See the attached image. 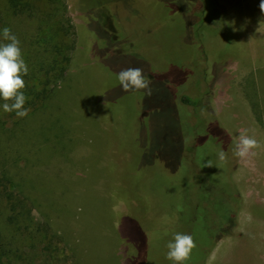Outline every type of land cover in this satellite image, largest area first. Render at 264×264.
Instances as JSON below:
<instances>
[{"label": "rangeland", "instance_id": "1", "mask_svg": "<svg viewBox=\"0 0 264 264\" xmlns=\"http://www.w3.org/2000/svg\"><path fill=\"white\" fill-rule=\"evenodd\" d=\"M65 2L75 28L65 78L15 128L16 191L32 200L42 232L38 257L21 264H125L130 246L114 226L123 206L136 221L149 213L176 221L150 233L142 264H173L166 245L175 233L190 234L197 245L184 264H201L220 235L225 204L234 201L231 184L222 185L229 169L241 200L203 264H264L260 0ZM4 27L20 40L29 68L23 92L31 99L43 81L41 61L51 55L39 42L38 22L0 0ZM111 32L121 41L115 47ZM0 43H7L3 34ZM137 67L151 95L122 89L118 73ZM182 96L199 103L183 106ZM206 124L220 128V139L205 134ZM244 129L260 146L240 158ZM135 226L125 218L121 231L137 236Z\"/></svg>", "mask_w": 264, "mask_h": 264}, {"label": "trees", "instance_id": "2", "mask_svg": "<svg viewBox=\"0 0 264 264\" xmlns=\"http://www.w3.org/2000/svg\"><path fill=\"white\" fill-rule=\"evenodd\" d=\"M5 1L8 8L14 14L26 15L34 18L38 22L39 42L45 46L44 54L51 55L48 59L44 57L45 60L44 62L43 60L41 61L39 67V72L43 75V81L39 83L40 88L33 92L32 98L27 99L24 105L25 108L30 109V113H28L31 114L33 109H39L43 106V101L50 98L58 80H63L65 78L67 67L71 62V53L75 47V28L68 15L65 0ZM65 23L67 25H65ZM214 23L218 22L215 21ZM1 36L2 30L0 28V38ZM181 102L183 106L187 104L197 106L199 103L188 96H182ZM3 103H5V101L0 99V264H21L22 261L31 262L38 257L35 249L37 242L42 241L40 237L42 232L36 227V222L32 213V200L25 195L24 189L20 188L16 191L15 184L18 185V183H15L12 173L14 167L18 166L19 163V155L16 152L19 146L14 137L15 128L25 117L19 118L15 115V112H4L2 107ZM209 113H211V115L213 114L211 109ZM29 114L27 116H29ZM212 118L215 123L220 125L213 115ZM205 130V134H210L220 139V128L217 125L215 127L206 124ZM221 132L224 133L222 129ZM187 139L188 137L183 140V143L187 142ZM183 148L180 153H178L177 158L179 160L182 156ZM230 172L229 169L228 174L224 177L222 185L228 188L229 184H231L230 197L234 199L235 202L230 199L232 205L225 202V208L223 209L225 213L223 215L222 212L221 215V219L223 217V222L220 224V235L212 241L209 250L214 246L215 241L226 233V230H224L225 227H223L224 223L230 224L231 221H234V212L239 205L238 203H240L239 199L241 200L240 197H234L235 195L233 193L235 192L233 191ZM235 194L237 195V193ZM122 211L123 216L121 221H115L114 226L115 231L119 232V238L125 242V247H127V245L130 246V250L126 253L127 257L124 263L142 264L140 259L142 248L143 245L148 244L150 233L156 229L174 224L176 221L168 219L166 216H154L153 213H149L150 218H144L143 221L140 219L136 221L132 219L133 217H131L132 215L130 213L129 215L131 216L127 217L126 214L128 213L124 206L122 207ZM125 218L131 224L133 223V225H136L135 229L138 231L137 236L121 231ZM142 222L144 228L141 227ZM208 252L205 254L201 264H203ZM39 264L43 263L41 262Z\"/></svg>", "mask_w": 264, "mask_h": 264}, {"label": "clouds", "instance_id": "3", "mask_svg": "<svg viewBox=\"0 0 264 264\" xmlns=\"http://www.w3.org/2000/svg\"><path fill=\"white\" fill-rule=\"evenodd\" d=\"M259 7L261 12H264V0H260ZM2 34L7 43H0V99L5 101L2 105L4 112H15L17 117L23 118L30 111L24 107L27 97L23 92L26 87L24 77L28 75L29 68L23 58L18 37L8 27L3 28ZM117 78L124 91L143 89L147 90L148 95H151V82L145 77L141 68L121 70ZM247 132V129L240 132L239 142L236 146L235 155L240 158L247 157L253 149L260 146L259 142L249 136ZM218 155L221 160L226 159L223 151ZM207 165L212 166L213 164L208 162ZM196 246V242L190 234L175 233L173 240L166 245L168 249L166 259L173 261V264H184L190 259L192 250Z\"/></svg>", "mask_w": 264, "mask_h": 264}, {"label": "flooded vegetation", "instance_id": "4", "mask_svg": "<svg viewBox=\"0 0 264 264\" xmlns=\"http://www.w3.org/2000/svg\"><path fill=\"white\" fill-rule=\"evenodd\" d=\"M109 22V21H108ZM112 27V26H111ZM114 29V28H113ZM115 30V29H114ZM111 31H113V30H111ZM114 32V31H113ZM111 38L113 39V45H114V47L116 46V44H120V40L119 39H117V37H116V34H113L112 32H111ZM115 49H119V48H115Z\"/></svg>", "mask_w": 264, "mask_h": 264}]
</instances>
